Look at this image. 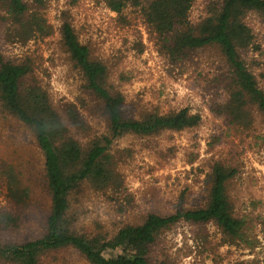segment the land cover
I'll return each instance as SVG.
<instances>
[{"label": "trees", "instance_id": "16d2710c", "mask_svg": "<svg viewBox=\"0 0 264 264\" xmlns=\"http://www.w3.org/2000/svg\"><path fill=\"white\" fill-rule=\"evenodd\" d=\"M99 1L116 13L115 22L120 27L142 19L161 52L173 62L186 61L194 51L215 48L220 64L203 80L204 91L210 92V111L223 120L229 131L240 133L241 141L252 136L256 145L258 140L264 141V88L255 66L258 60H249L253 50L260 55H264V50L258 46L248 21L251 14L264 21V0H210L205 14L197 20L192 18L195 0ZM47 3L48 0H0L3 41L26 46L51 37L54 28L46 15ZM59 32L69 61L84 81L93 109L90 112L104 123V131L89 136L87 142L77 137L76 131L86 129L87 124L74 106L69 104L66 108L71 124L55 108L36 74L42 55L8 57L0 52V109L22 123L33 136L44 158L50 201L43 229L33 236L21 234L19 213L0 210V264H43L52 252L70 248L90 264H172L168 249L161 245V235L180 221L198 228L214 225L230 244L242 238L245 222L235 214L228 195V182L236 170L220 159L212 163L206 174L203 206L166 215L148 213L139 222H127L114 229L96 222L91 232L79 231L83 194L119 201L125 191L120 159L113 148L115 141L125 136L153 138L192 130L202 117L188 107L127 115L123 93L109 85V67L92 58L89 47L79 40L69 20L62 21ZM220 141L221 135L216 136L210 149ZM170 151L171 156L165 151L161 157H174L175 152ZM236 156L232 153V158ZM194 159L191 154L188 161ZM30 197L29 188L10 174L11 204L27 208ZM115 251L117 254H113ZM109 252L112 254L106 256Z\"/></svg>", "mask_w": 264, "mask_h": 264}, {"label": "rangeland", "instance_id": "374dc122", "mask_svg": "<svg viewBox=\"0 0 264 264\" xmlns=\"http://www.w3.org/2000/svg\"><path fill=\"white\" fill-rule=\"evenodd\" d=\"M209 2L195 0L194 20L205 14ZM46 15L54 28L51 37L22 46L3 41L0 33V52L8 57L42 55L36 74L49 91L55 108L69 123L66 108L70 104L87 124L86 129L76 131L84 142L94 133L101 134L104 123L90 112L93 109L84 81L61 45L59 29L64 19L72 23L92 58L109 67V85L123 93L127 115L136 116L139 111L166 113L188 107L202 117L192 130L153 138L125 136L115 141L113 148L120 159L125 191L119 201L83 194L79 231L91 232L96 222L114 229L127 222H139L148 213L166 215L203 206L206 174L212 163L220 159L236 170L228 182V195L235 214L244 219L243 237L230 244L214 225L198 228L180 221L164 231L161 245L168 249L172 264H264V141L258 140L256 145L253 136L241 141L240 133L229 131L223 120L210 111V92L204 91L203 80L207 72L213 73L220 64L218 51L208 47L190 53L184 62H173L161 52L142 19L120 27L115 22L116 13L99 0H48ZM248 21L258 46L264 50V21L256 14H251ZM251 58L258 60L255 66L264 88V55L253 50ZM220 135L222 141L214 142L210 149L213 139ZM170 150L175 152L174 157H161L165 151L171 156ZM232 153L238 156L232 158ZM191 154L195 156L193 162L188 161ZM10 174L29 188V207L14 206L8 199ZM49 208L43 155L29 130L0 109V210L19 213L21 234L33 236L43 229ZM43 264L90 263L70 248L52 252Z\"/></svg>", "mask_w": 264, "mask_h": 264}]
</instances>
